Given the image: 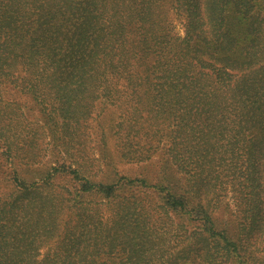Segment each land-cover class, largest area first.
Returning <instances> with one entry per match:
<instances>
[{"label": "rangeland", "instance_id": "obj_1", "mask_svg": "<svg viewBox=\"0 0 264 264\" xmlns=\"http://www.w3.org/2000/svg\"><path fill=\"white\" fill-rule=\"evenodd\" d=\"M74 1H84L85 9L71 3ZM95 1L97 5L89 7V0H0V204L6 205L17 193V184L12 181L15 168L19 173L17 177L24 178L27 185L42 182L40 179L44 173L53 171L52 168L59 164L68 170L77 169L90 179L115 182L119 178H131L135 181L133 186L140 188L134 189L136 196L145 194L146 199L152 198V201L146 200L145 205L146 210L152 213L149 224L156 230L157 237L152 239L153 242H164L160 251L148 252L146 257L181 253L178 250L184 237L178 225L181 220H185L188 230L197 232L200 238L198 246L213 250L207 244L211 237L204 233L203 215L198 216L196 212L199 204L209 212L216 230L224 228L241 248V255L233 254L230 260L225 259L222 263V259H218L221 264H264V138L259 158H253L251 168L254 169L248 179L246 174L251 169L247 162L242 163V158L232 159L231 151H228L230 146L223 137L205 136L199 140L197 130L200 126L195 133L189 131L192 120L187 113L195 97L192 92L199 89L193 87L195 83L190 84L187 90L183 89V83H179L169 93L170 96L173 92L178 94V104H167L166 109L164 107L162 112L156 113L150 110L155 103L150 90L155 78H148L149 82L140 75H126V72L143 70L144 64L140 66L138 61L132 60L126 71L119 68V72L114 73L111 68H105V76H86L79 80L81 82L69 83L63 75L58 79L55 77L57 66L63 62L40 56L37 48L31 45L34 33L46 28L38 26L39 18L50 16L52 20L56 19L51 30L57 28L71 33L83 30L81 24L76 23L81 13L96 15L103 21L124 19L135 24L138 20V32L147 30L157 49L167 48L186 35L185 0L181 3L171 0ZM207 3L208 0H204L205 6ZM141 17H149L153 23L147 22L140 27ZM159 36L163 39L158 41ZM95 70L100 71L98 68ZM238 71L230 69L232 80ZM220 85L213 81V86ZM189 94L190 98H186ZM185 115L187 119L182 121ZM246 120L252 123L253 113L249 112ZM185 135L191 136L186 144L202 142L201 155L210 166L198 176V191L190 186L194 181L191 175L195 161L180 153L178 160L183 168L191 169L190 173H184L170 161L167 151L173 141L177 145L184 144ZM216 140L220 142L216 144ZM56 175V184L44 191L50 196V204L57 210H63V197L58 191L72 196L78 182L71 178L69 171ZM139 178L145 179L149 186L141 185ZM161 178H167L180 187L191 208L187 210H191L193 217L186 211L168 216L162 212L158 202L164 192L158 185L157 191L151 186L161 183ZM250 180L257 183L255 191L258 194L252 195L257 204L256 219L238 239L239 222H248L246 216L251 214L245 210V204L252 198L247 195L251 189L247 186ZM35 190L42 191L33 186L26 193L30 196ZM56 191V197L51 196ZM34 208H37L36 204ZM65 212L64 209L60 214L64 216ZM111 213L101 203L94 210V220L105 221L113 216ZM161 219L162 222L159 221ZM42 241L36 239L35 243L23 244L22 254L35 258L50 254L55 237L43 238ZM210 241L215 246L213 240Z\"/></svg>", "mask_w": 264, "mask_h": 264}, {"label": "trees", "instance_id": "obj_2", "mask_svg": "<svg viewBox=\"0 0 264 264\" xmlns=\"http://www.w3.org/2000/svg\"><path fill=\"white\" fill-rule=\"evenodd\" d=\"M89 1V7L97 5L95 0ZM171 1L181 3V0ZM71 3L85 9L84 1ZM184 3H187L186 35L167 48H155L147 30L138 32V20L135 24L124 19L103 21L96 15L83 13L76 18L83 30L71 33L57 28L51 30L56 19L52 20L50 16L39 18L38 26L46 28L34 33V44L31 45L37 48L40 56L62 61L55 77L58 79L63 75L69 83L81 82L79 80L86 76H105V68H111L114 73H118L119 68L126 71L132 60L138 61L140 66L144 64L143 70L126 72V75H140L146 80L155 78L150 89L155 103L150 110L156 113L166 109L167 104H178V94L173 92L170 96L169 93L179 83H183L184 90L195 83L193 87L199 89L192 92L195 97L187 113L192 120L189 131L195 133L200 126L197 130L199 140L205 136L223 137L230 146L228 151H231L232 159L242 158V163L247 162L251 172L246 177L250 179L253 158H259L264 138V0H208L207 6L204 0H185ZM147 22L153 23L151 18L141 17L140 27ZM162 39L163 36H159L158 41ZM216 63L220 65L216 66ZM230 69L248 70L238 71L232 80ZM213 81L222 85L213 86ZM185 97L190 98V94ZM249 112L253 113L252 123L246 120ZM190 137L185 135L182 145L173 141L167 151L170 161L184 173H190L191 169L183 168L178 160L180 153L195 161L191 175L194 181L190 186L198 191V176L210 166L201 155V141L186 144ZM218 142L216 140V144ZM52 169L54 173L46 171L40 179L42 182L30 185L23 177H17L16 168L13 170L12 181L17 184V193L6 205L0 204V264H143L144 261L145 264H221L225 259L230 260L233 254L241 255L238 242L228 236L224 228L216 230L209 212L197 204L198 216L203 215L204 233L211 237L207 244L213 250L198 246L197 232L188 230L185 220H181L178 224L184 235L178 249L181 253L146 257L148 252L160 251L164 242L152 240L157 236L148 221L152 213L146 210L145 203L149 199L145 194L136 196L134 189L140 188L133 186L134 179L125 177L115 182L90 179L77 169L68 170L63 164ZM68 171L78 182V187L72 196L58 191L63 197L61 209L66 211L62 216L63 210L50 204V196L44 190L56 184V174ZM138 180L141 185L149 186L145 179ZM161 180L151 186L157 191L158 185L164 192L158 202L162 212L166 216L181 211L191 215L180 187L167 178ZM255 184L250 180L247 185L251 188L248 196L258 194ZM33 186L42 191L35 190L29 196L26 192ZM56 194L57 191L51 196L56 197ZM253 196L245 204V210L251 214L246 216L248 222H239L238 239L255 223L257 204ZM101 203L113 214L105 221L94 220V210ZM35 204L37 208L33 209ZM54 237L53 251L43 258L22 254L23 244ZM218 259H222L221 263Z\"/></svg>", "mask_w": 264, "mask_h": 264}]
</instances>
